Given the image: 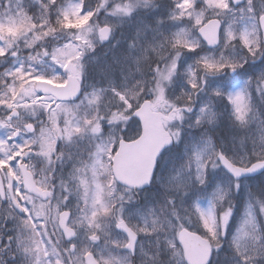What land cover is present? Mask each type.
I'll return each instance as SVG.
<instances>
[{"label":"snow or ice","instance_id":"obj_1","mask_svg":"<svg viewBox=\"0 0 264 264\" xmlns=\"http://www.w3.org/2000/svg\"><path fill=\"white\" fill-rule=\"evenodd\" d=\"M262 57L257 0H0L9 264H264V192L229 233L240 178L264 173V68L238 72ZM225 119L244 134L217 139Z\"/></svg>","mask_w":264,"mask_h":264},{"label":"rangeland","instance_id":"obj_2","mask_svg":"<svg viewBox=\"0 0 264 264\" xmlns=\"http://www.w3.org/2000/svg\"><path fill=\"white\" fill-rule=\"evenodd\" d=\"M91 2L94 4V1L91 0ZM157 2H160V0H157ZM257 6L261 7L264 6V0H257ZM101 21H103L104 16L101 14L99 17ZM141 18H133L131 21H125L122 25L118 26L115 30L114 37L112 41L109 42V45H101L97 48L96 52L93 53L96 57L99 58V64L102 66L105 63H111L113 59V55H119L121 54L127 47V43L131 40L133 37V34L135 32L136 27L140 24ZM111 45H115L114 48L111 47ZM105 52L106 56L109 57V59H106L105 57H102L101 55ZM262 60H256L255 63L253 61H249V63L245 64L242 69H239L238 72L240 74V79H246L249 76H253L257 73H259L262 68H264V57H262ZM184 61V66L187 67L188 64L192 63L193 57L192 54H186L185 57L182 58ZM97 65L93 64L90 65V71H93L96 68ZM237 74L231 75L230 73L226 75L225 79L229 78H235ZM253 102L254 104L261 110L264 111V104L260 102V99L258 96H256L255 93H253ZM202 130L197 128H187L186 132L190 134L192 138H197ZM234 134V135H243L244 133L241 131H237L235 129H232L228 127V121L225 119L224 121V127L218 130L217 139H228V135ZM230 147V144H229ZM222 179L227 181V177H222ZM240 188L238 191H234L233 193V201H234V212L232 220L229 224V233L233 234L235 233L236 229L239 227L240 222L243 217V213L245 211L247 199H248V193L249 190H251L252 193H262L264 192V176L261 179V183L263 184L262 187H259L258 189H252L249 188V185H246L248 182H239ZM260 183V184H261ZM144 198V193L141 196V199ZM260 223L264 225V217H260ZM7 227H11V224L9 223ZM9 233L5 230L3 235H8ZM227 247V245H225ZM9 259V258H8Z\"/></svg>","mask_w":264,"mask_h":264},{"label":"clouds","instance_id":"obj_3","mask_svg":"<svg viewBox=\"0 0 264 264\" xmlns=\"http://www.w3.org/2000/svg\"><path fill=\"white\" fill-rule=\"evenodd\" d=\"M260 119H264V111L259 109V119L252 127V132L256 134V126L259 124ZM9 253H5L3 249H0V264H9ZM131 264H139V260H133Z\"/></svg>","mask_w":264,"mask_h":264},{"label":"flooded vegetation","instance_id":"obj_4","mask_svg":"<svg viewBox=\"0 0 264 264\" xmlns=\"http://www.w3.org/2000/svg\"><path fill=\"white\" fill-rule=\"evenodd\" d=\"M263 58H260L259 60H262ZM226 78V76L224 77ZM259 180H260V177H255V178H245V179H241L239 180V182H248L246 185H249V188H252V189H258V186H259ZM259 193V192H257ZM143 195V193H141V196Z\"/></svg>","mask_w":264,"mask_h":264},{"label":"trees","instance_id":"obj_5","mask_svg":"<svg viewBox=\"0 0 264 264\" xmlns=\"http://www.w3.org/2000/svg\"><path fill=\"white\" fill-rule=\"evenodd\" d=\"M95 2V0H93ZM102 57H105L106 59H109V57L106 56L105 52L101 55Z\"/></svg>","mask_w":264,"mask_h":264},{"label":"water","instance_id":"obj_6","mask_svg":"<svg viewBox=\"0 0 264 264\" xmlns=\"http://www.w3.org/2000/svg\"><path fill=\"white\" fill-rule=\"evenodd\" d=\"M259 173V172H258ZM254 174H256V173H253L252 175H254Z\"/></svg>","mask_w":264,"mask_h":264}]
</instances>
